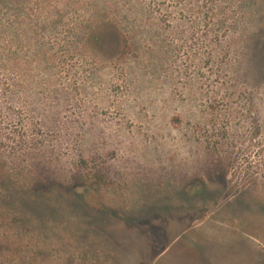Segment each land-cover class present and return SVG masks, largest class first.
Segmentation results:
<instances>
[{
  "label": "rangeland",
  "instance_id": "374dc122",
  "mask_svg": "<svg viewBox=\"0 0 264 264\" xmlns=\"http://www.w3.org/2000/svg\"><path fill=\"white\" fill-rule=\"evenodd\" d=\"M0 264H264V0H0Z\"/></svg>",
  "mask_w": 264,
  "mask_h": 264
},
{
  "label": "trees",
  "instance_id": "16d2710c",
  "mask_svg": "<svg viewBox=\"0 0 264 264\" xmlns=\"http://www.w3.org/2000/svg\"><path fill=\"white\" fill-rule=\"evenodd\" d=\"M122 43H123V51H127L128 50V41L126 40V38H123L122 39ZM92 179H94L98 184H102V183H104V179H103V177H102V175H101V173H99V172H95V173H93L92 174Z\"/></svg>",
  "mask_w": 264,
  "mask_h": 264
}]
</instances>
